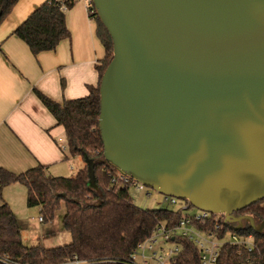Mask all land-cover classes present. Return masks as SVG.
Instances as JSON below:
<instances>
[{"label":"water","instance_id":"1","mask_svg":"<svg viewBox=\"0 0 264 264\" xmlns=\"http://www.w3.org/2000/svg\"><path fill=\"white\" fill-rule=\"evenodd\" d=\"M112 42L103 162L225 223L264 198V0H91Z\"/></svg>","mask_w":264,"mask_h":264},{"label":"trees","instance_id":"2","mask_svg":"<svg viewBox=\"0 0 264 264\" xmlns=\"http://www.w3.org/2000/svg\"><path fill=\"white\" fill-rule=\"evenodd\" d=\"M76 0H43L11 32L20 38L33 55L52 51L69 37L65 11ZM18 0H0V24L10 14ZM65 9H64V8ZM90 17L95 20L97 37L104 48V57L96 67L98 81L88 87V94L64 100L50 99L39 90L33 91L39 101L61 126L65 138V158L80 156L84 166L71 176H52L46 166L38 164L14 173L0 166V193L11 184L20 183L26 189V205L39 207L42 222L52 221L63 204L61 227L70 235L69 242L52 247L40 244L27 246L22 238V225L7 202L0 203V264H131L130 256L137 246L152 236L157 226L175 227L181 218L178 210L159 207L146 209L134 204L127 187L112 185L110 174L116 171L103 162V145L98 129L99 83L112 57V42L98 19L92 3ZM1 198V196H0ZM192 207V206H190ZM250 215L256 222L264 220V198L238 211ZM212 214L200 229L240 237L251 236V246L225 242L221 245L216 264H264V230L255 232L245 225L220 222L215 228ZM179 251L170 264H200L199 249L185 237L174 239Z\"/></svg>","mask_w":264,"mask_h":264},{"label":"crops","instance_id":"3","mask_svg":"<svg viewBox=\"0 0 264 264\" xmlns=\"http://www.w3.org/2000/svg\"><path fill=\"white\" fill-rule=\"evenodd\" d=\"M42 1L18 0L0 24V166L19 173L42 164L48 174L62 176L72 157L65 158L61 149L64 131L33 88L59 103L87 95L88 87L97 84L96 67L104 57V48L88 3L76 0L65 11L69 37L54 50L33 55L11 32ZM13 192L22 194L19 204L26 203V189L20 183L5 186L0 203L7 201L15 213ZM62 240L68 242L69 233Z\"/></svg>","mask_w":264,"mask_h":264},{"label":"rangeland","instance_id":"4","mask_svg":"<svg viewBox=\"0 0 264 264\" xmlns=\"http://www.w3.org/2000/svg\"><path fill=\"white\" fill-rule=\"evenodd\" d=\"M64 141V139H63ZM83 164V165H82ZM66 174H61L62 176L73 175L81 166H84L80 156L70 157V162L66 163ZM71 166V167H70ZM127 191L132 198L134 204L139 207L146 209H155L159 207H166L169 209L177 210L182 205L181 200L176 201L174 204H169L163 200L164 195L155 191L152 188L144 186L142 189H137L135 186L130 185ZM1 196V193H0ZM11 199L16 202L15 214L20 220L22 225V238L27 246H32L36 244L43 245L45 247H52L56 245H62L67 242L62 243L64 234H68L61 227V220L64 214V206L58 208L55 212L54 218L49 222L38 221V217L41 216L39 207H29L26 205L25 201L19 204L17 199L23 197L22 194L13 192ZM1 199V198H0ZM26 199V198H24ZM5 201V200H4ZM7 202V201H5ZM8 203V202H7ZM182 203V204H180ZM197 208L191 207L182 211V214L192 215L198 213ZM237 225L239 223H236ZM242 225H245V221H242ZM69 242V241H68ZM152 248H145L142 250H137V258L135 260L136 264H161V260L158 261V256L163 259L168 255L169 250L173 249L175 244L172 241H164L162 237L158 234L156 235V241L151 243ZM143 253V257L141 256ZM145 261V262H144ZM165 261V260H164Z\"/></svg>","mask_w":264,"mask_h":264},{"label":"built area","instance_id":"5","mask_svg":"<svg viewBox=\"0 0 264 264\" xmlns=\"http://www.w3.org/2000/svg\"><path fill=\"white\" fill-rule=\"evenodd\" d=\"M89 4L91 0H86ZM64 8V7H63ZM65 9V8H64ZM62 150H66L65 142L61 145ZM110 182L112 185L127 187L130 185L135 186L137 189H142L143 184L135 181L127 174L120 172L116 169L113 174H110ZM163 200L169 204H174L176 201L181 200L183 205L177 209L181 212V218L178 221V224L172 228H166L164 224L157 226L154 233L146 241L139 244L136 250L131 254L130 261L131 264H136L135 260L137 258V250H142L145 248L151 249V243L156 241V235H160L164 241H172L175 246L173 249L169 250L168 255L163 259L161 256H158V261L161 260V264H170L171 259L177 255L179 251V246L175 243L174 239L177 236H182L192 241L199 249L200 264H216L217 257L219 255L220 247L225 242L241 244L250 247L251 246V236L240 237L236 234H231L229 232L225 233L223 237H218L216 232L210 230H203L198 228L199 224L205 223L209 220L212 213L199 210L198 213L192 215L182 214V211L188 208H191L187 200L178 199L172 196L164 195ZM182 204V203H180ZM193 207V206H192ZM216 217L213 218V224L215 228L220 227L219 221H224V216L222 214H215ZM38 221L42 222V217H38ZM199 223V224H198ZM143 257V253H141ZM165 260V261H164ZM145 262V261H144ZM71 264H81V262L75 260Z\"/></svg>","mask_w":264,"mask_h":264},{"label":"flooded vegetation","instance_id":"6","mask_svg":"<svg viewBox=\"0 0 264 264\" xmlns=\"http://www.w3.org/2000/svg\"><path fill=\"white\" fill-rule=\"evenodd\" d=\"M236 215V214H235Z\"/></svg>","mask_w":264,"mask_h":264}]
</instances>
